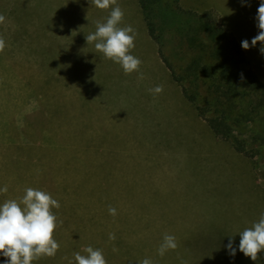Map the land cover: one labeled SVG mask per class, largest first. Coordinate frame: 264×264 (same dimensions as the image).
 Returning <instances> with one entry per match:
<instances>
[{"label":"rangeland","instance_id":"374dc122","mask_svg":"<svg viewBox=\"0 0 264 264\" xmlns=\"http://www.w3.org/2000/svg\"><path fill=\"white\" fill-rule=\"evenodd\" d=\"M260 3L180 0L186 9H213L240 45L260 31ZM119 6L118 26L135 30L130 54L142 61L130 74L85 39L114 5L0 0V188H8L0 205L19 203L27 188L60 204L51 209L59 250L32 264H75L87 246L107 264H264V252L253 261L238 248L239 232L264 213V164L213 136L160 59L138 0ZM260 48L243 50L264 82ZM157 85L163 92L154 95ZM165 234L177 247L160 256ZM7 259L0 253V264Z\"/></svg>","mask_w":264,"mask_h":264},{"label":"trees","instance_id":"16d2710c","mask_svg":"<svg viewBox=\"0 0 264 264\" xmlns=\"http://www.w3.org/2000/svg\"><path fill=\"white\" fill-rule=\"evenodd\" d=\"M138 4L160 59L197 117L235 152L264 164V82L233 32L211 8L186 9L180 0ZM169 44L176 47L166 52Z\"/></svg>","mask_w":264,"mask_h":264},{"label":"clouds","instance_id":"9594fccd","mask_svg":"<svg viewBox=\"0 0 264 264\" xmlns=\"http://www.w3.org/2000/svg\"><path fill=\"white\" fill-rule=\"evenodd\" d=\"M99 9H108L114 5L106 22L97 21L96 31L85 36L87 43H93L97 51L103 53L105 58L119 63L126 74L139 71L142 61L130 54L135 47V30L131 26L119 27L123 20L124 12L117 0H92ZM259 33L251 39L241 41L243 49H249L260 42L261 53H264V0H261L256 14ZM5 22V16L0 14V24ZM6 47L5 40L0 37V52ZM241 80L244 79L240 74ZM154 95L163 92V86L157 85L149 90ZM7 186L0 188V192L6 193ZM21 205L24 207L22 208ZM59 208L60 204L50 194L42 190L27 188L25 195L19 201L7 200L0 205V253L8 259L4 264H32L41 257H53L59 250L58 242L53 238L57 227V218L52 213V208ZM109 214L115 216L117 210L109 206ZM239 251L253 261L259 260V253L264 252V213H261L258 222L252 227L239 232ZM109 240H115V234H109ZM177 247L176 238L165 234L163 242L158 248V254L163 256L166 251ZM230 255L234 256L236 248L233 247L232 235L226 245ZM115 250V249H114ZM87 255L74 253L75 264H107L100 249L87 246L84 249ZM69 264H73L72 261ZM138 264H152L151 259L145 258Z\"/></svg>","mask_w":264,"mask_h":264},{"label":"crops","instance_id":"0c3cea01","mask_svg":"<svg viewBox=\"0 0 264 264\" xmlns=\"http://www.w3.org/2000/svg\"><path fill=\"white\" fill-rule=\"evenodd\" d=\"M117 3L120 4V0H117Z\"/></svg>","mask_w":264,"mask_h":264}]
</instances>
